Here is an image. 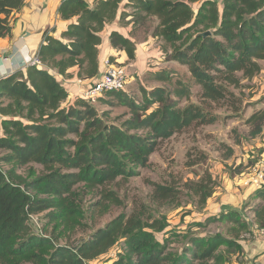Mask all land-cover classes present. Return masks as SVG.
I'll use <instances>...</instances> for the list:
<instances>
[{"label":"trees","instance_id":"16d2710c","mask_svg":"<svg viewBox=\"0 0 264 264\" xmlns=\"http://www.w3.org/2000/svg\"><path fill=\"white\" fill-rule=\"evenodd\" d=\"M24 4L25 0H0V38L12 33L14 18ZM59 13L65 20L76 19L63 33L68 41L46 31L37 51L41 64H28L0 79V161L11 164L7 170L0 166V264H88L108 254L122 239L126 247L117 254L115 264L243 262L242 236L251 232V224L243 219L241 209L227 205L218 217L228 225L227 233L198 236L172 231L176 240H187L180 251L170 247L171 236L164 242L156 236L166 233L167 215L155 217L144 204L138 212L121 213L77 246L60 244L55 236L38 235L29 221L32 215L49 210L54 230L66 232L84 225L86 213L79 197L85 191L97 190L94 207L102 215L112 204L123 205L111 188L118 178L127 180L139 175L140 168L150 167V156L161 140L194 122L213 123V103L235 97L230 87H241L262 70L264 0H64ZM127 15L132 16V37L140 19L157 18L151 35L163 42L166 61L188 67L195 84L202 88L200 103L190 101L191 86L182 79L173 88L143 89L142 103L131 100L126 89L103 93L98 100L113 93L119 104L129 107V117L118 122L119 117L110 120L108 111L101 112L80 96V87L71 81L73 73L68 71L73 69L77 79L90 81L82 89L99 81L104 71L100 68L103 31L108 23ZM208 30L212 36L198 35ZM132 37L116 29L109 40L133 60L137 44ZM109 60L119 64L114 56ZM161 78L171 82L169 75ZM185 99L188 103L182 106ZM247 123L253 137L260 134L264 108L255 111ZM32 163L41 164L43 172L34 177L18 173ZM150 184L154 203L169 206L178 200L177 185ZM215 185L207 171L182 188L199 197L204 206ZM255 198L260 202L250 209L258 227L264 228V188L256 191Z\"/></svg>","mask_w":264,"mask_h":264},{"label":"rangeland","instance_id":"374dc122","mask_svg":"<svg viewBox=\"0 0 264 264\" xmlns=\"http://www.w3.org/2000/svg\"><path fill=\"white\" fill-rule=\"evenodd\" d=\"M194 8L197 5L194 4ZM133 13V8H127ZM124 25L127 22L123 20ZM135 36L138 39L147 38L152 34L156 25V17L140 19ZM104 35V31H103ZM156 42L154 45L156 46ZM163 46V42L158 44ZM163 51V50H162ZM262 65L261 72L257 79L245 80L239 88L230 87L235 97L227 96L218 103H213L212 113L216 115V120L211 124H200L194 122L191 126L174 134L172 137L161 140L157 150L150 156V167L140 168L139 175L129 179L118 178L111 186L123 200V205H110L109 210L103 215L94 207L99 199L97 190L95 192H80L79 200L82 202L85 211L84 225L76 229L54 230L53 223L47 216L48 211L34 214L31 216L29 224L32 230L38 235L55 236L60 244H70L77 246L82 240L88 239L98 228L106 226L111 220L121 213L130 215L134 211L138 212L139 207L144 204L148 207V212L155 217L167 215L169 227L164 232L156 233L157 238L164 242L165 237L171 236L170 247L173 251H180L187 240L182 237L174 238L172 231L177 233L192 232L198 236H206L212 233H227L228 225L218 219L221 215L224 195L228 188L235 190V183L243 179V172H248V168L255 164L261 155L260 142H263V131L253 137L250 134L251 124L247 123L248 118L257 110L264 108V59L260 61ZM130 71L129 82L126 85L128 97L139 103L143 102V89L150 90L157 86L173 88L177 79H182L191 86L190 101L200 103L202 88L195 84L194 79L187 66L177 63H171L165 60L164 56L153 60H148L142 68H128ZM174 73V75H171ZM171 82L164 81L161 77L168 76ZM241 75V74H240ZM112 102V103H111ZM188 100L182 101L181 105H187ZM101 111L109 112L110 120H117L129 117V107L121 105L115 99L113 93L103 96L94 103ZM230 149L233 150L230 154ZM3 153L0 152V156ZM254 155V156H253ZM262 157V156H261ZM260 157V158H261ZM195 161L197 164L189 166V161ZM0 166L5 170L11 167L4 161H0ZM44 167L39 163H32L28 166L18 169V173L24 177L37 176L41 174ZM209 171L215 181V192L207 203L202 206L199 204V197L191 196L183 185L188 180H198L205 172ZM238 174V175H237ZM241 174V175H240ZM150 181L174 184L179 188L178 200L172 205L160 206L152 201L154 187ZM244 180L242 181V183ZM78 191V188H76ZM180 206H177L178 203ZM260 201L255 198V193L248 201L241 204L240 208L244 215L243 219L251 223L254 219V212L251 210ZM227 207L238 209L237 205L226 204ZM251 208V209H250ZM220 211V212H219ZM213 217L210 221L207 219ZM198 223L202 225L199 226ZM252 228V227H251ZM248 233H252L248 232ZM245 234V233H244ZM243 234V235H244ZM176 240V241H175ZM244 238L242 236V242ZM126 242L120 240L118 246L114 247L108 254L95 260L97 264H115L118 253L124 251Z\"/></svg>","mask_w":264,"mask_h":264},{"label":"crops","instance_id":"0c3cea01","mask_svg":"<svg viewBox=\"0 0 264 264\" xmlns=\"http://www.w3.org/2000/svg\"><path fill=\"white\" fill-rule=\"evenodd\" d=\"M64 0H25V4L22 9L16 14L13 21L12 33L9 36L0 38V79L13 74L25 68L29 62L37 55L39 47L45 41V33L55 36L67 42L68 40L63 38V33L67 30L68 25L76 21L65 20L59 13V8ZM127 22L124 25L122 17H118L115 21L108 23L104 30L105 40L100 47V68L101 71L105 70V61L111 56L115 57V61L125 65L126 67L138 68L145 67V63L148 60L161 58L164 56L161 50L162 41L152 35L147 38L138 39L137 36L132 37L134 30L133 23L131 21L132 16L127 15L124 18ZM118 30L128 37H132L137 44L136 58L130 60L126 52L118 51L110 44L109 36L113 30ZM156 42V46L154 45ZM171 63L180 64L177 61H168ZM129 70V69H128ZM57 74V70H52ZM68 73H73L71 81L77 79V73L71 69ZM130 74V71H129ZM258 77H255L256 80ZM90 81H85L80 87H87ZM260 148L261 156L264 155V138L263 142H260L258 146ZM254 156V155H253ZM255 164L251 165L253 167ZM238 175V174H237ZM235 190L228 188V192L223 197V205L232 204L237 205V208L241 204L244 206V202L256 193L257 190H249L244 187H240L238 182L235 183ZM221 205V207L223 206ZM234 205V206H235ZM220 212V211H219ZM244 252L242 257L244 261H249L250 264H264V234L260 233L257 229L252 227L251 236L245 238L242 242ZM235 261L232 262L234 264Z\"/></svg>","mask_w":264,"mask_h":264},{"label":"built area","instance_id":"2783aa9c","mask_svg":"<svg viewBox=\"0 0 264 264\" xmlns=\"http://www.w3.org/2000/svg\"><path fill=\"white\" fill-rule=\"evenodd\" d=\"M31 65L41 64L40 58L36 55L30 62ZM130 74L128 67L123 64L111 63L109 58L105 61V70L99 81L95 82L88 88L82 89L80 85L84 83V80L78 78L75 80L80 87L79 94L90 103H96L99 97L106 92L125 90L126 85L129 82ZM243 179L239 181V186L245 189L258 190L264 188V155L257 160L253 167L248 168V172H243ZM240 174V175H241ZM244 182L242 183V181ZM254 216V215H252ZM251 227L257 229L260 233L264 234V228H259L256 222L251 220ZM251 233H245L243 238H249ZM88 264H97L92 261ZM103 264V263H102ZM234 264H250L249 261L235 262Z\"/></svg>","mask_w":264,"mask_h":264},{"label":"water","instance_id":"95a60500","mask_svg":"<svg viewBox=\"0 0 264 264\" xmlns=\"http://www.w3.org/2000/svg\"><path fill=\"white\" fill-rule=\"evenodd\" d=\"M198 35H201V36L206 38V37L212 36V31L208 30V31H205V32H201Z\"/></svg>","mask_w":264,"mask_h":264}]
</instances>
